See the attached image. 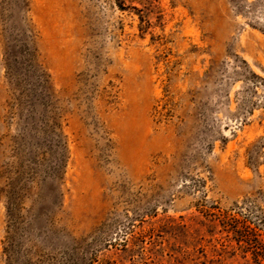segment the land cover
Listing matches in <instances>:
<instances>
[{
  "label": "rangeland",
  "instance_id": "1",
  "mask_svg": "<svg viewBox=\"0 0 264 264\" xmlns=\"http://www.w3.org/2000/svg\"><path fill=\"white\" fill-rule=\"evenodd\" d=\"M7 246L264 264V0H0Z\"/></svg>",
  "mask_w": 264,
  "mask_h": 264
},
{
  "label": "trees",
  "instance_id": "2",
  "mask_svg": "<svg viewBox=\"0 0 264 264\" xmlns=\"http://www.w3.org/2000/svg\"><path fill=\"white\" fill-rule=\"evenodd\" d=\"M64 161H65V157H64ZM11 200V205L9 204V213H10V215H12L13 214V210H15L13 207H12V204H14V203H16V201L13 199V198H10ZM259 248V247H258ZM256 253H257V255L258 256H261L260 255V251H255ZM5 253L7 254V256H8V264H16V262L15 261H12V254H11V252H10V248H9V250H8V246L5 248ZM18 264H20V263H18ZM27 264V263H26ZM31 264V263H30Z\"/></svg>",
  "mask_w": 264,
  "mask_h": 264
}]
</instances>
